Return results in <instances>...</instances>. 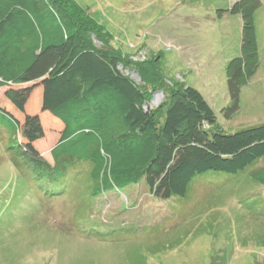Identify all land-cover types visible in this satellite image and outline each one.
Wrapping results in <instances>:
<instances>
[{
	"label": "rangeland",
	"instance_id": "obj_1",
	"mask_svg": "<svg viewBox=\"0 0 264 264\" xmlns=\"http://www.w3.org/2000/svg\"><path fill=\"white\" fill-rule=\"evenodd\" d=\"M77 1L111 34L112 46L148 59L155 84L200 90L225 132L264 123V0L256 14L260 64L237 111L227 109V65L241 54L242 16L219 13L236 0ZM44 80L1 87L0 105L19 88L44 93ZM163 98L154 93L152 104ZM38 109L35 97L28 110ZM61 128L43 111L36 133L23 130L19 141L53 162ZM18 162L0 131V264H264V187L252 178L264 158L236 175H198L186 195L166 199L144 181L94 197L91 163L65 192L47 195Z\"/></svg>",
	"mask_w": 264,
	"mask_h": 264
},
{
	"label": "trees",
	"instance_id": "obj_2",
	"mask_svg": "<svg viewBox=\"0 0 264 264\" xmlns=\"http://www.w3.org/2000/svg\"><path fill=\"white\" fill-rule=\"evenodd\" d=\"M262 4L236 0L219 12L240 14L243 23L241 54L227 65L231 111L259 68L256 14ZM111 38L77 0H0V88L45 79L44 93L19 88L0 105V131L38 191L65 192L91 163L94 197L144 181L166 199L186 195L198 175H236L264 158V123L225 132L200 90L181 81L155 84L148 59L115 48ZM159 91L164 98L155 106ZM35 97L39 109L30 113ZM43 111L62 127L53 162L18 136L30 128L35 134ZM252 178L264 187V167Z\"/></svg>",
	"mask_w": 264,
	"mask_h": 264
}]
</instances>
